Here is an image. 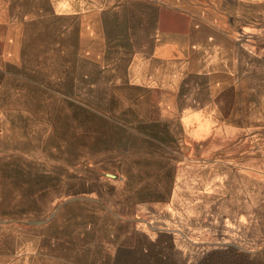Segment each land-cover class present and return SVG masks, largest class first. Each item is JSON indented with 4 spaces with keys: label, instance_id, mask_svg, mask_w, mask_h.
Listing matches in <instances>:
<instances>
[{
    "label": "rangeland",
    "instance_id": "rangeland-1",
    "mask_svg": "<svg viewBox=\"0 0 264 264\" xmlns=\"http://www.w3.org/2000/svg\"><path fill=\"white\" fill-rule=\"evenodd\" d=\"M0 264H264V0H0Z\"/></svg>",
    "mask_w": 264,
    "mask_h": 264
},
{
    "label": "crops",
    "instance_id": "crops-1",
    "mask_svg": "<svg viewBox=\"0 0 264 264\" xmlns=\"http://www.w3.org/2000/svg\"><path fill=\"white\" fill-rule=\"evenodd\" d=\"M214 33H215L214 35L216 36H210L209 39H210V42H214V44L212 43V45H214L213 48L215 49L218 46L215 43L216 42L215 38L217 37V35H222L224 33V30L222 28H215Z\"/></svg>",
    "mask_w": 264,
    "mask_h": 264
}]
</instances>
